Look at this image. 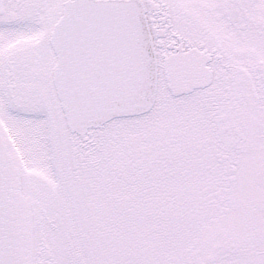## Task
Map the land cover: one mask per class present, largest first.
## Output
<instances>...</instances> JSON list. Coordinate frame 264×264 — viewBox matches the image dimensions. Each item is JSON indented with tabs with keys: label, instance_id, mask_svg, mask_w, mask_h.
<instances>
[{
	"label": "snow or ice",
	"instance_id": "obj_1",
	"mask_svg": "<svg viewBox=\"0 0 264 264\" xmlns=\"http://www.w3.org/2000/svg\"><path fill=\"white\" fill-rule=\"evenodd\" d=\"M0 264H264V0H0Z\"/></svg>",
	"mask_w": 264,
	"mask_h": 264
}]
</instances>
